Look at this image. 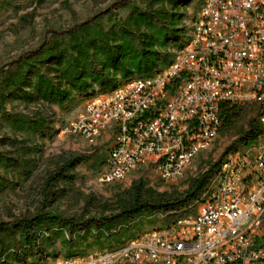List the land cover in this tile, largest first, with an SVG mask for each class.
<instances>
[{"label": "rangeland", "instance_id": "374dc122", "mask_svg": "<svg viewBox=\"0 0 264 264\" xmlns=\"http://www.w3.org/2000/svg\"><path fill=\"white\" fill-rule=\"evenodd\" d=\"M154 1L0 0V264H57L64 256H98L120 240L93 242L88 236L79 245L67 244L64 231L56 232L55 223H49L29 230L32 241L18 225L42 210L85 223L92 218L121 215L135 197L139 204L183 199L193 181L226 149L231 147L232 153L250 144L235 142L255 120L253 106L240 105L234 121L222 125L212 146L201 152L179 179L164 182L152 168L142 166L122 181L97 183L112 135L103 131L97 137L86 138L75 126L90 98L109 93H94L97 88L92 80L109 72L110 59L105 52H110L113 59L124 55L123 64L129 66L131 59L140 54L143 38L154 43L152 38L158 39L159 31L175 27L182 39L189 20L200 9L198 0H191L181 9H173L172 1ZM172 13L182 16L180 22L170 21ZM77 44L82 46L81 51ZM172 44L161 52L173 54ZM45 52L57 58L45 62L37 56ZM25 62L31 66H25ZM69 64L74 65L75 76L77 73L83 77L81 83L87 84L82 92L73 90L62 75ZM19 75L22 82L17 81ZM40 75L65 94L63 102L44 99L37 93L34 86ZM107 76L117 80L119 72ZM12 79L16 83L6 86L12 84ZM91 91L94 97H89ZM181 209L148 208L115 222L129 224L125 237L133 238L155 230H171L180 214L192 217L195 211L189 205ZM174 210L179 212L171 213ZM61 227L70 230L71 225L63 223Z\"/></svg>", "mask_w": 264, "mask_h": 264}, {"label": "built area", "instance_id": "2783aa9c", "mask_svg": "<svg viewBox=\"0 0 264 264\" xmlns=\"http://www.w3.org/2000/svg\"><path fill=\"white\" fill-rule=\"evenodd\" d=\"M198 2L168 66L85 103L75 129L112 135L96 181L116 183L142 166L179 179L217 139L225 104L252 105L258 136L213 170L192 217L57 264H264V0Z\"/></svg>", "mask_w": 264, "mask_h": 264}, {"label": "trees", "instance_id": "16d2710c", "mask_svg": "<svg viewBox=\"0 0 264 264\" xmlns=\"http://www.w3.org/2000/svg\"><path fill=\"white\" fill-rule=\"evenodd\" d=\"M154 1V0H153ZM162 0H155L154 2H158ZM169 2L172 1L173 9H181L183 7H186L189 5L191 0H168ZM162 16H165L164 13H161ZM182 16L179 13H172L171 14V22L179 21L181 20ZM176 19V20H175ZM176 25V24H175ZM174 25V26H175ZM180 30L173 27L170 31L162 30L159 31V38L152 40L154 43H151L147 39L143 38L142 44L143 46L140 48V54L136 56L135 58L131 59L130 65L126 66L123 64V56L121 54H118L117 57L114 59L110 56V52H105V54L108 55L109 62V70L108 74H111L113 76L115 73L119 72L118 79H114L113 77H108L105 74H99L97 77L93 78V82H95V87L97 88L94 93L96 92H111L121 86L122 84H125L129 81H131L134 78L139 77H149L152 76L156 71H158L162 67L168 66L172 59L171 55H167V53H162L161 51H165L169 47L170 43H173V47L181 48L182 47V41L179 37ZM151 38V37H150ZM157 42V44L155 43ZM180 42V43H179ZM179 43V44H178ZM77 49H80L82 46L80 44L75 45ZM171 47V48H173ZM85 50V49H82ZM84 52V51H83ZM86 53V52H84ZM39 58H43L45 62H51L55 60L57 57L56 55H53L49 52L37 54ZM59 63V66L62 65V63ZM57 63V64H58ZM25 66L30 67V63L25 62ZM73 64H69L68 67L64 69V72H62L63 77L66 76L68 79V85L71 86L74 89H78L80 92H82L87 84L84 82L81 83V80H83V77L80 75L75 76V73L73 72ZM160 67V68H159ZM22 71H25L26 73H29L30 71L23 68ZM150 72H152L150 74ZM22 76H17V81H20ZM39 82L36 83L34 86V89L37 91V93L40 94L42 98H48V100L56 101V102H63L66 98L65 94H62L54 89L52 85H49L48 80L43 78L42 75L38 77ZM44 82H42V81ZM12 84H7L6 86H11L14 83H16L15 79H12ZM93 91L90 92L89 97H94L95 94H92ZM92 99V98H90ZM239 109L238 105H232V104H225L222 107V125H228L231 124L235 117L238 116ZM258 136V132L256 130V123L255 120H253L249 124V129L241 135L238 139H236V143H247L250 141H253ZM231 150V147L226 149L224 153L221 155V158L214 164H212L209 169L204 172L199 178L195 179L193 183L191 184L190 188L186 192V195L183 197V199L175 200L171 203H161L157 202L156 204H149L148 202H145L143 204H139V201L137 197L133 200V204L131 207L125 211L122 212L121 215L116 216H110V217H100V218H92L90 221L85 223H77L74 222L71 219H64L61 216L55 215L51 212H46L45 210L39 211L34 217H31L29 219H24L20 221V224L18 225L19 228L22 229V233L26 234L28 237H31L33 241V236H30V231L33 230L34 227H37L39 225H47L49 223H55V225L58 227L56 229V232H65L68 233L69 237L68 239L65 238L64 243H75L80 244V240H85L88 236L92 238L93 242L97 241H103L106 242L110 239H117L120 240L122 237L125 236L126 229H128V225H118L120 223L115 222L118 218H121L122 216H133L137 213L141 212L144 209L152 208L155 210H170V209H179L185 205H190V203L198 196L199 193H201L208 177L213 172L214 169L218 168L219 165L222 164L224 161V158L227 154H229V151ZM174 210V211H175ZM176 211V212H179ZM183 215L180 214L178 217H182ZM66 223L71 225L70 230H65L64 227H61V224ZM2 224L0 223V227ZM73 226V227H72ZM17 227V226H16ZM76 233L73 231V228H77ZM114 228H120L121 231L114 235H109L110 230H113ZM131 230V229H130ZM108 233V235L106 234ZM61 234V233H60ZM130 238V236H129ZM91 241V243H93ZM34 242H37V239L34 238ZM33 242V243H34ZM87 245L85 244V247ZM64 257H73V256H64Z\"/></svg>", "mask_w": 264, "mask_h": 264}]
</instances>
